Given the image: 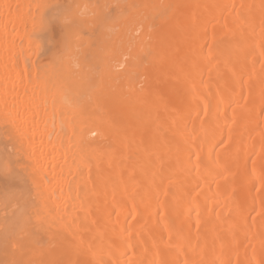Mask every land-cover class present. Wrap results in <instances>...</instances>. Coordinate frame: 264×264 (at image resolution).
<instances>
[{"label":"bare ground","instance_id":"bare-ground-1","mask_svg":"<svg viewBox=\"0 0 264 264\" xmlns=\"http://www.w3.org/2000/svg\"><path fill=\"white\" fill-rule=\"evenodd\" d=\"M0 225L2 264H264V0H0Z\"/></svg>","mask_w":264,"mask_h":264},{"label":"clouds","instance_id":"clouds-1","mask_svg":"<svg viewBox=\"0 0 264 264\" xmlns=\"http://www.w3.org/2000/svg\"><path fill=\"white\" fill-rule=\"evenodd\" d=\"M107 9L104 12L106 14ZM101 17H97L96 22L101 21ZM120 19H126L124 14H121ZM79 21V18H77ZM103 30L106 33V39L110 44L119 45L121 49L128 54L125 55L124 51L116 52L113 55V64L116 66L117 71L125 67V63L121 62L120 57L123 56V61L127 62L129 59H134L131 53L134 50L141 49L144 41L140 38L139 32L136 30L135 24L122 25L119 21H112L103 25ZM73 56L79 57L82 49L80 44L74 43ZM67 52L56 56L54 61L50 63L51 75L53 79V95L59 98L63 106L61 117V130L66 131L70 118L78 116L84 107V96L76 84L72 82L61 69L65 66L66 62L72 59ZM91 135V134H90Z\"/></svg>","mask_w":264,"mask_h":264},{"label":"rangeland","instance_id":"rangeland-1","mask_svg":"<svg viewBox=\"0 0 264 264\" xmlns=\"http://www.w3.org/2000/svg\"><path fill=\"white\" fill-rule=\"evenodd\" d=\"M66 4H67V2H65L62 6H65ZM57 33H58V32H57ZM120 70H121V69H120ZM5 212H6V211H5ZM26 221H27V220H26ZM22 222H23V221H22ZM23 223H25V221H24ZM23 223H22L21 225H23ZM24 225H25V224H24ZM27 225H28V224L25 225L26 228L28 227ZM0 226H1V225H0ZM23 227H24V226H23ZM20 228H21V227H19V229H20ZM0 229H1V227H0ZM19 229H18V230H19ZM22 229H23V228H22ZM23 230H24V229H23ZM26 230H27V229H26ZM19 232H20V230H19ZM19 232H18V233H19ZM16 233H17V232H16ZM24 233H25V231H24ZM16 235H17V234H16ZM19 235H22V233H21V234L19 233ZM25 235H26V237L23 238V239L28 240V239H27V237L29 238L28 231H27V233H26ZM17 237H18V236H17ZM23 237H24V234H23ZM19 238H20V237H19ZM19 238H17V239H19ZM15 239H16V237H15ZM23 239H22V240H23ZM30 240H31V239H30ZM27 243H28V241H27ZM4 245H5V244H4ZM2 246H3V245H2ZM3 247H5V246H3ZM1 249H2V247H1ZM0 251H1V250H0ZM32 251H33V250H32ZM3 253H4V252H2V254H3ZM32 253H34V252H32ZM32 253H31V254H32ZM1 256H4V255H1ZM6 257H7V256H6ZM32 257H33V255H32ZM2 258H5V257H2ZM29 258H30V257H29ZM30 259H31V258H30ZM32 260H34V259H32ZM32 260H31V261H32ZM3 261H5L3 264H5V263H6V259H5V260H2V262H3ZM29 261H30V260H29ZM31 261H30V262H31ZM32 262H33V261H32ZM0 264H2V263H1V257H0ZM30 264H31V263H30ZM33 264H34V263H33Z\"/></svg>","mask_w":264,"mask_h":264}]
</instances>
